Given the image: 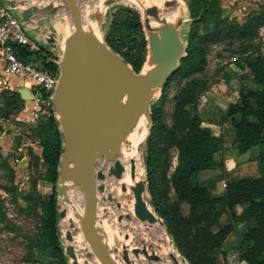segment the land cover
<instances>
[{
    "label": "trees",
    "instance_id": "16d2710c",
    "mask_svg": "<svg viewBox=\"0 0 264 264\" xmlns=\"http://www.w3.org/2000/svg\"><path fill=\"white\" fill-rule=\"evenodd\" d=\"M217 5L218 0L204 2L199 9L200 21L208 14L220 17ZM263 27L264 12L243 24L212 30L189 43L185 52L189 56L195 54L196 59H184L173 75L192 79L174 96L171 127L168 128L154 114L150 116L152 126L144 158L150 205L162 218L167 235L188 264H219L216 251L232 232H237L241 239L236 249L238 264H264V56L258 53L238 63L249 71L251 82L240 86L237 101L229 103L225 112L233 132L234 156L244 155L254 147L261 149L256 157L259 177L227 182L224 193L218 197H210L208 189L211 184L208 181L192 184L195 174L223 168L222 160H217L216 155L223 149L224 141L202 125L200 116L190 114L187 109L195 104L197 93L204 86L194 76L201 74L207 66L208 47L223 41L256 39ZM104 45L130 65L132 71L140 74L146 63L142 67L148 42L139 14L130 8L118 10L110 31L104 36ZM16 53L23 60L40 61L49 72L58 71V65L49 59V55L19 47ZM0 99L12 103L19 101V96L16 92L2 91ZM33 132L39 140L41 159L46 166L38 179L52 186L48 196L37 195L35 190L24 196L40 220L41 233L34 247L39 255L49 257L47 264H70L57 227L60 219L57 184L63 153L59 122L55 115L41 118ZM170 149L176 150L177 165L168 176ZM159 170L162 189L155 185ZM170 192L175 195L176 203L169 206ZM179 203L188 205L187 216L182 215ZM226 213L230 222L222 225L219 220ZM240 225H244L241 231ZM226 256L223 252L222 264H228Z\"/></svg>",
    "mask_w": 264,
    "mask_h": 264
},
{
    "label": "rangeland",
    "instance_id": "374dc122",
    "mask_svg": "<svg viewBox=\"0 0 264 264\" xmlns=\"http://www.w3.org/2000/svg\"><path fill=\"white\" fill-rule=\"evenodd\" d=\"M19 1L22 2V0H12L14 3ZM206 1L207 0L168 1L174 3V6L170 10L176 8L178 5L181 6V17L178 18L175 25L177 37L182 44V51L178 55L176 70L180 68L184 59H196L195 54L189 56L185 52L189 43L197 41L201 36L212 30L243 24L264 12V0H218L217 6L219 8L220 17L208 14L200 21L201 12L199 9ZM76 3L82 17L85 31H88L87 33L89 35L95 36L103 44L104 36L110 31L116 13L123 8H130L139 14L146 40L149 36V33L144 27V19L149 18V20H151V18L148 17V11L151 8L145 6V0H76ZM26 4L30 7L34 6L36 10L34 20H43L42 17L50 16L54 18L57 24L65 25L73 31L69 14L61 0H30L29 2H26ZM258 53H261L264 56V27L259 30V35L256 39L242 42L223 41L209 46L206 56L207 66L201 74L194 76L198 81L203 82L204 86L198 91L195 104L189 106L187 109L190 114H197L200 116L202 119V125L208 128L213 135L223 138V147L226 149L223 148L216 155V159L222 160V162H224V160L226 161V159H233L236 157L233 154V147H231L233 142V132L230 121L225 115L226 108L229 103L237 101V92L240 86L251 82L249 71L246 68L240 67L238 63L244 58L253 57ZM142 58V67L145 62L146 66L148 59L152 60L149 45H147ZM127 66L132 71L131 66ZM132 73L140 76L142 72L138 74L132 71ZM173 74L169 77L171 80L169 81L167 88L163 90V86V88L158 89L156 96L151 99L148 104L150 116L151 114H154L156 118L168 128L171 127L174 96L189 80L192 79H181ZM10 79L12 83L20 81V79L16 77H11ZM31 106L30 103L23 104L21 110L25 107L29 109ZM21 110L20 108L18 109L14 107V104L10 101H1L0 99V194L7 195L6 199H0V264H41L39 254L34 247L41 233L40 220L36 215L37 213L30 208L28 201L24 199V196L31 190H35L37 195H39L37 191L41 193L45 191L43 186L38 184V178L40 177V174H42V170H40V165L38 166L33 162L32 156L30 162L27 161L26 163V161H23L19 165H17L16 162H13L10 159V156H8L9 154L14 155L16 153L17 140H24L22 136L27 137L28 141H31L32 136L34 135V125L36 126V124L39 123L38 121L33 124H23L21 121H17L18 119L15 120ZM20 118H22V116ZM151 126L152 120L150 119L148 133L140 150V166L142 171L141 180H143L146 185V201L151 211L156 215L154 209L150 205V195L148 190L149 180L144 162L147 153L146 140L150 135ZM260 150L259 147H254L244 155L238 156L239 164L247 158L250 159L255 156L257 157ZM15 156L16 158L20 157L17 153ZM169 159L170 169L168 171V176L173 172L177 165V153L175 149L169 150ZM98 161L97 170H102L100 167L101 162L103 163V161H105L107 164L111 162L105 158ZM239 164L236 163V165ZM223 170L224 165L221 169L197 173L193 176L191 182L192 184H196L198 182L208 181L211 184L208 189L210 196H219L220 190H222L220 187L227 183V177L229 176V174L225 173ZM160 172L161 171L159 170L155 175V185L159 189H162L163 186L160 182ZM244 177L256 178L259 177V172L255 171L250 175H243V171H240L239 175L238 172L235 173L230 180H239ZM70 186H67V188L65 187L64 190H67L66 192L71 189H75L77 192L79 191L78 194L82 199L81 205L84 209L83 193L80 187L75 184H71ZM36 188L39 189L37 190ZM99 195L100 201L97 206V225H99L98 230L101 238L103 240L105 239L104 241L109 246L108 252L112 255L117 264H125L122 259V245L127 243L129 245V250L135 247L141 249L143 246L147 247L146 244L152 239V236H149V234L143 229L139 230L140 228H138V226H140L141 222L134 217L131 220L126 217L127 215L132 216L134 204L133 192L132 195H129L130 197L128 196L122 200L120 194L116 195L110 193L108 190ZM110 195L113 197L112 200H108V196ZM168 197L169 206L176 203V198L173 192H170ZM57 205L61 206V195L57 197ZM179 206L182 215L187 216L188 205L179 203ZM37 209L38 207L36 210ZM61 210L62 209L59 208V211ZM121 216L123 220L120 221L119 217ZM156 216L158 217L160 225L165 230L162 218L158 215ZM79 219L77 220L79 221ZM62 220L63 219L60 218L57 221V227L62 236L63 245L66 246L71 243L67 242L64 238L66 232L64 231ZM78 221L77 224L80 223ZM219 222L224 225L229 223L230 219L228 214L226 213L223 215ZM243 226L244 225L239 226V231L244 228ZM74 233L75 235H82L81 226H79V224L75 227ZM164 234H166L174 251L184 259L175 248L173 241L167 235L166 231ZM232 234L238 236L237 232H232L230 235ZM125 236H128V238L126 239ZM235 236H233L234 239ZM231 240L233 239L231 238ZM239 245L238 242L234 241H229L223 244L215 254L218 263H223V252H225V254H227L226 258L228 264H238L239 259L236 249ZM88 253H91L90 249L88 250ZM89 259L93 264H99L93 255H91ZM130 261L132 264H160L149 263L142 255L140 260H136L134 256L130 254Z\"/></svg>",
    "mask_w": 264,
    "mask_h": 264
},
{
    "label": "water",
    "instance_id": "95a60500",
    "mask_svg": "<svg viewBox=\"0 0 264 264\" xmlns=\"http://www.w3.org/2000/svg\"><path fill=\"white\" fill-rule=\"evenodd\" d=\"M62 3L69 14L73 31L58 63L59 78L53 98L54 114L63 137L57 195L65 193L61 186L65 183L80 187L84 199L83 214L80 217L81 233L91 251L86 257L90 258L93 255L99 264H116L104 246L97 228V193L105 191V187L97 185V181H103L105 175L101 170H95L96 160L101 156H105L106 159L118 156V153L111 152V149L120 123L117 110L123 97V90L134 94L142 114L150 120L149 91L163 88L174 73L182 44L176 30L173 36L171 31L152 28L151 21L157 24H163L164 21L157 10L151 8L148 11L151 20L144 19V27L149 33L147 42L156 71L147 78L138 79L118 55L85 31L76 0H62ZM163 6L170 10L174 3L165 2ZM32 11V8H27L20 18L26 21ZM16 93L22 101L29 102L33 99L26 88H18ZM123 170L122 164L115 161L109 174L119 178ZM131 191L134 196V217L140 222H158V217L143 198L146 191L144 181L133 185ZM108 200H112V197L108 196ZM57 209L62 219L65 213L59 211L58 205ZM119 220H122V216ZM64 238L70 243L73 236L67 232ZM122 249L125 264H132L130 254L136 260L142 255L149 263L160 261V257L149 252L145 246L141 249L135 247L128 250L123 244ZM39 256L43 264L48 263V256L43 254ZM65 256L70 264H77L76 253L70 244L65 246Z\"/></svg>",
    "mask_w": 264,
    "mask_h": 264
},
{
    "label": "bare ground",
    "instance_id": "6f19581e",
    "mask_svg": "<svg viewBox=\"0 0 264 264\" xmlns=\"http://www.w3.org/2000/svg\"><path fill=\"white\" fill-rule=\"evenodd\" d=\"M168 1L171 0H145V6L147 8H155L158 14L162 16L161 19L164 21L163 24H157L156 22L151 21L152 28L160 29L161 31H171L172 35L175 36L176 21L179 17H181V6L178 5L172 10L164 9L163 5ZM155 66L156 65L154 61L148 59L146 67L142 70L141 75H136V77L138 79L147 78L156 71ZM157 90L158 88L150 89V100L156 96ZM117 114L120 117V123L113 138V146L111 152H117L118 156L107 159L108 161H111L108 164L105 161H103V163L100 161V167L102 168V170H100L104 173L105 179L103 181H97V185H103L105 187V191L103 193L108 190L110 193L116 195L120 194V198L122 200L129 195H132L130 188L133 185H135L139 181H143L141 180L142 171L140 166V150L148 133L149 120L142 114L138 99L131 91L128 90H123V97L117 110ZM103 158H105V156H101L96 160V171H98V160H101ZM115 161H119L124 168L123 173L119 178H116L115 176L109 174V170L113 167ZM71 184L72 183H65L64 185H62V187L67 188V186H70ZM66 191L63 195H61V206L59 205V208L62 209L61 211L65 213L64 217L62 218L64 231L66 233L70 232L73 236L70 245L74 248V251L76 253L77 264H93L91 260L86 257L89 250L87 243L85 242L81 234L75 235L74 233L75 227H77L78 224L80 226V223L77 224V219H79L83 214V206L81 205L82 199L78 194L79 191L77 192L75 189H71L68 192ZM103 193H97L98 202L100 201L99 194ZM143 198L144 200H146V193L143 194ZM126 217L130 220L133 219V212L132 216L127 215ZM78 222H80V219ZM98 226L99 225H97V228L99 229ZM138 228H140L139 230L143 229L149 234V236H152V239L146 245L149 252H154L157 256L160 257V261L158 263L187 264L171 247L172 245L168 241L166 234H164L165 230L160 225L159 221L156 223L141 222ZM104 240L102 239V242L107 250H109V246ZM124 245H126L129 250V245L127 243H125ZM110 256L113 259L112 255ZM140 259L141 255L138 260ZM114 262L117 264L115 260Z\"/></svg>",
    "mask_w": 264,
    "mask_h": 264
},
{
    "label": "built area",
    "instance_id": "2783aa9c",
    "mask_svg": "<svg viewBox=\"0 0 264 264\" xmlns=\"http://www.w3.org/2000/svg\"><path fill=\"white\" fill-rule=\"evenodd\" d=\"M27 8L30 7L24 1L14 3L10 0H0V88H7L8 77H16L30 84L27 89L33 97L32 101H29L32 106L21 110V122L33 124L41 118L55 115L53 98L59 72H49L42 67L40 61H26L17 56L18 47L30 52L38 51L36 42L27 36V22L20 18L21 15L16 14V11L24 12ZM21 152L22 147H17V155ZM0 195L1 200L7 198L5 194Z\"/></svg>",
    "mask_w": 264,
    "mask_h": 264
},
{
    "label": "crops",
    "instance_id": "0c3cea01",
    "mask_svg": "<svg viewBox=\"0 0 264 264\" xmlns=\"http://www.w3.org/2000/svg\"><path fill=\"white\" fill-rule=\"evenodd\" d=\"M10 1H12V0H10ZM22 1L29 2L30 0H22ZM30 8H32L33 11L28 16V18L26 20V22L28 24L27 36L31 40L36 42V44L38 46V51H36V52H41L42 54L49 55V59L53 60L58 65V63L60 62V60L62 58L64 50L67 46L68 40L70 38L71 29L66 27L65 25L57 24V22L54 20V18H52L50 16L49 17L48 16L42 17L43 20H38V19L34 20L36 10H35L34 6H31ZM22 13H23L22 11H16L17 15H21ZM1 67H2V64L0 62V75H1ZM10 78L11 77L6 78L7 88L6 89L0 88V93L2 91L16 92V90L18 88H24V87H26V89L29 88V85H30L29 83H25L21 79H20V81H17L16 83H12ZM12 103L14 104V107H16L18 109L20 108V110H21L22 105L23 104L25 105L29 102L22 101L19 98V101L12 102ZM21 116L23 117V114L21 113V111H19L17 118H15V120L18 119L17 121H21L20 120V119H22V118H20ZM35 127L36 126L34 125V128ZM18 130H20V129H18ZM22 137L24 138V140L18 139L17 145H16L17 147H22V152L19 155L20 157L16 158V156H15L16 153L14 155L9 154L8 156H10V159L13 162H16L17 165H19L23 161H26V163H27V161L30 162L32 157H33V162L38 166L40 165V170H42L41 173H44L46 166L41 159V147L39 144V140L36 138L35 135L32 136L31 141H28L27 137H25V136H22ZM231 147H233V145H231ZM224 149H226V148H224ZM236 163L239 164V160L237 157H234L233 159H226V161L224 160V162H223V165H224L223 171L225 173L229 174V176L227 177V182L237 181V180L231 181L230 178L233 175H235V173H237V172L239 175L240 171H243V175H250L255 171L258 172L256 156L252 157L250 159L247 158L245 161L241 162L239 165H236ZM200 173H202V172H200ZM241 179H254V178H245L244 177ZM38 184H41L43 186V188L45 189V191L43 193L37 191L40 196L45 197V196H48L51 194L52 186L49 183H47L45 181H41L38 179ZM212 188H213V185H212ZM224 188H225V184L220 187V189H222V190H220V195H222L224 193ZM36 189L38 190L39 188H36ZM216 197H218V196H216ZM223 215H225V214H223ZM227 221H228V218H227ZM222 225H224V224H222ZM233 236H235V235H233V234L228 235V237L226 238V240L223 244H225L229 241L238 242V244H240V241H241L240 237L236 235L235 239H234ZM231 238L233 240H231Z\"/></svg>",
    "mask_w": 264,
    "mask_h": 264
}]
</instances>
